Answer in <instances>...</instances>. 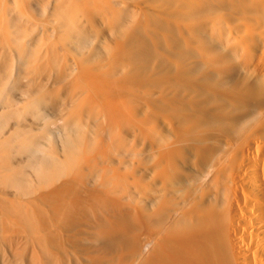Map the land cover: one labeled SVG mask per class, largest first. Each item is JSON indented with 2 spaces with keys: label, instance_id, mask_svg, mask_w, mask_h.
<instances>
[{
  "label": "bare ground",
  "instance_id": "1",
  "mask_svg": "<svg viewBox=\"0 0 264 264\" xmlns=\"http://www.w3.org/2000/svg\"><path fill=\"white\" fill-rule=\"evenodd\" d=\"M0 264H264V0H0Z\"/></svg>",
  "mask_w": 264,
  "mask_h": 264
}]
</instances>
